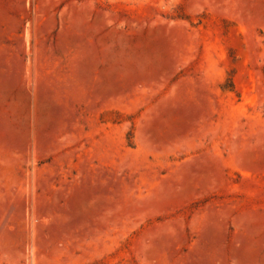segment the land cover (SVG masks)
Masks as SVG:
<instances>
[{"label": "rangeland", "instance_id": "374dc122", "mask_svg": "<svg viewBox=\"0 0 264 264\" xmlns=\"http://www.w3.org/2000/svg\"><path fill=\"white\" fill-rule=\"evenodd\" d=\"M0 264H264V0H0Z\"/></svg>", "mask_w": 264, "mask_h": 264}]
</instances>
